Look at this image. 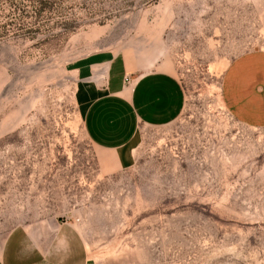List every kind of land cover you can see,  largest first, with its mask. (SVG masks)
Returning a JSON list of instances; mask_svg holds the SVG:
<instances>
[{
	"label": "rangeland",
	"instance_id": "rangeland-1",
	"mask_svg": "<svg viewBox=\"0 0 264 264\" xmlns=\"http://www.w3.org/2000/svg\"><path fill=\"white\" fill-rule=\"evenodd\" d=\"M258 49L264 0H0V248L60 221L91 264H264V127L222 96ZM116 55L173 73L185 106L105 170L83 113Z\"/></svg>",
	"mask_w": 264,
	"mask_h": 264
},
{
	"label": "crops",
	"instance_id": "crops-1",
	"mask_svg": "<svg viewBox=\"0 0 264 264\" xmlns=\"http://www.w3.org/2000/svg\"><path fill=\"white\" fill-rule=\"evenodd\" d=\"M131 67L124 56H114L106 82L95 83L97 90L85 104L84 129L104 152L105 170L132 163L140 124L169 125L185 106L182 85L173 73H136ZM222 96L239 122L264 127V50L233 60L223 76ZM0 264H91V259L82 234L71 223L59 221L48 233L31 234L23 226L12 229L0 248Z\"/></svg>",
	"mask_w": 264,
	"mask_h": 264
},
{
	"label": "bare ground",
	"instance_id": "bare-ground-1",
	"mask_svg": "<svg viewBox=\"0 0 264 264\" xmlns=\"http://www.w3.org/2000/svg\"><path fill=\"white\" fill-rule=\"evenodd\" d=\"M103 71H102V74L104 76V78L106 77L107 73H108V70H109V64H106L105 67H103ZM102 76V75H101ZM84 120V119H83Z\"/></svg>",
	"mask_w": 264,
	"mask_h": 264
}]
</instances>
